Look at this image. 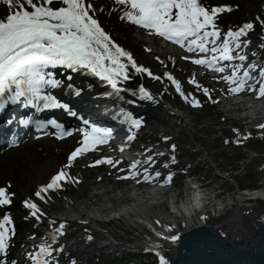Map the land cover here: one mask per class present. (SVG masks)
Masks as SVG:
<instances>
[{"label":"snow or ice","instance_id":"snow-or-ice-1","mask_svg":"<svg viewBox=\"0 0 264 264\" xmlns=\"http://www.w3.org/2000/svg\"><path fill=\"white\" fill-rule=\"evenodd\" d=\"M0 5L4 7L3 13L0 14V109H4L9 103H20L24 107L33 109L35 115L20 117L18 121L20 125H34L37 130L54 127L55 135L61 139L73 131L56 118H40V113L43 111L57 108L65 110L72 116L76 115L70 104L59 99L52 90L67 87L71 94L79 95L82 89L74 87L72 83L65 84L58 78L57 69L70 70L67 73L69 81L72 79L71 73L91 74L99 78L111 89L104 93L110 98L123 100V93L129 92L137 98L131 101L134 104L138 100L156 99L151 90L143 84L135 89L125 87L124 81L131 78V69L136 73H147L149 77L157 80L163 77L138 63L132 52L116 42L95 15L99 9L94 0H58V2L0 0ZM114 5L123 6L121 19H126L150 32L154 30V34L186 48L188 52L205 53L204 56L185 57L194 60L197 65L223 72L227 65L221 64L220 61L231 62L239 59L242 63L232 65L231 74L219 77L229 83V90L232 93L244 89L256 91V84L250 85L248 81L257 79L252 75V71L258 68V95L264 96V66H259L255 62L249 63L247 67L243 64L247 56L242 54V45L247 47L250 41L240 38L247 36L248 30L253 29L254 23L248 21L235 30L228 29L223 41L217 43L221 32L215 23V18L218 13L230 11V5L206 7L200 0H114ZM260 22L264 25V20ZM234 52L236 55H233ZM208 53L212 55L209 56ZM241 69H243L242 74ZM163 76L175 85L176 92L185 100L188 99V94L183 90L180 80L167 71ZM192 82L197 83L195 80ZM204 92L208 93L209 90L204 88ZM191 102L194 106L200 104L195 97H192ZM113 118L129 126L127 140L134 138V129H138L143 122L142 118L122 106L118 108ZM81 119L84 125L79 129L82 133V142L69 153L66 167H70L78 155L94 148L97 144L107 143L113 136L111 129L100 127L82 117ZM258 127L264 128V124ZM164 139L167 140L168 137ZM14 142L18 143V141ZM239 142L237 140V143ZM124 146L123 144L120 146L121 150ZM175 147L172 145L173 149ZM102 160L113 166L120 163V160L113 162L110 157H103ZM102 160H95L93 163L99 164ZM146 160L154 163L152 155L147 156ZM172 160L175 162L174 156ZM139 163V160L133 161L129 167L137 169ZM143 172L142 178L145 180L160 176L159 172L149 174L147 168L143 169ZM139 174L138 170L127 173L130 177ZM70 175L62 167L51 176L49 182L39 186L34 194L35 197L46 201L47 193L62 187L61 182L67 181ZM172 175L169 173L165 182H168ZM14 195L8 192L6 187H0V206L12 204ZM23 203L33 210L31 215L37 220L41 215H46L31 198L24 200ZM11 223L10 214H4L0 219V264H17L16 260H8V238L14 234V229L8 228ZM51 223L55 224V221ZM168 227L171 228V225ZM63 228L64 222H60L59 229H54L50 235L46 234L45 241L34 246L36 251L28 253L32 264H51L52 253L63 250L62 245L58 248L52 247L57 242V236L63 234ZM156 235L172 242L178 239V235H165L163 232H157ZM49 240L51 243L48 242ZM153 251L158 257V264H169V259L159 250V245L153 248ZM55 264H59V261L56 260ZM71 264H75V261Z\"/></svg>","mask_w":264,"mask_h":264},{"label":"bare ground","instance_id":"bare-ground-1","mask_svg":"<svg viewBox=\"0 0 264 264\" xmlns=\"http://www.w3.org/2000/svg\"><path fill=\"white\" fill-rule=\"evenodd\" d=\"M259 1L261 8H264V0H253V2ZM58 2V0H56ZM95 5L99 9L95 15L102 21L105 29L111 34V36L119 43L122 47L132 52L135 55L141 64L151 69L154 73L163 76L164 70L172 69L174 73L180 75L179 71L171 65L164 61H160L161 50L156 48V38L152 31L132 29L130 23L127 20H116L112 17L111 8L114 7V0H94ZM256 5L251 7V11H257ZM4 11V7L0 5V14ZM159 58V59H157ZM139 83L143 79L151 84V88L156 91V96L158 99H163V105L158 107V110H150L149 106L151 104H145L147 110V123L148 126L144 129L145 136L148 139L162 135L165 137L176 136L185 138L189 141L191 145H197L194 138V126L192 119L193 116L185 108V99L178 92L172 88L171 82L167 81L164 85L155 84L153 82V77H149L147 73L139 74L137 77ZM168 84V85H167ZM166 85V86H165ZM93 94V93H92ZM94 95V94H93ZM173 97L177 98V102L173 101ZM224 100V99H222ZM244 101L246 103H253L251 100L246 98H238L234 103L230 105L239 104L238 102ZM230 101L222 102V104L229 103ZM76 107L81 105L78 99L75 100ZM124 106H127L125 103ZM184 106V107H183ZM264 114V107H259L257 105L251 106L246 115L249 118H253L257 115ZM168 128H174V134L169 133ZM47 139L34 142V140L26 141L22 147L19 149H10L5 150L4 153L0 152V187L2 183L7 181L13 182L17 187L18 196L21 197L24 194V197L30 196V186L34 184V190L36 187L44 184L48 178H51L53 170H57L60 166L67 163L66 158L62 157L60 148H57V142L49 141ZM123 145H129L131 140H124ZM63 149L67 151L71 148L73 144L71 141L66 140L60 143ZM118 144V143H116ZM121 146L122 144H118ZM147 150L151 151L150 147H146ZM42 150L44 155L39 153ZM203 152V151H202ZM127 154V152H126ZM204 155V154H203ZM204 157L208 160L207 155ZM122 160V159H121ZM73 164L69 167H71ZM131 172L133 170L129 169ZM127 173L123 172L125 176H128ZM16 174H19L20 179H16ZM75 176L78 183H80L76 189L69 188V184L65 181L62 182L63 190L50 192L47 199V218L45 221L51 223L54 221L55 213L61 211V214L58 218H67L68 222L77 221L76 218L80 215H85L84 220H90L91 224L97 228H103L107 230L108 234L115 240L113 242L109 237L105 238V243L102 244V247L98 250H105L107 248H118V247H134L132 240H146L144 235H156L157 232H163L165 235H178V239L175 242L164 240L162 237L150 238L154 244H158L162 247L163 254H166V257L169 259V262L176 256L179 248V239L182 228L184 227H198L206 224V220H202L201 216H198V211L203 214L205 209L201 210V199H207V194H198L197 192H192L190 189L183 190L182 192L170 196L169 200V209L171 212L176 213L178 210L183 211V226L178 223L176 220L171 221L168 218H159L155 217L151 219L149 217V207L144 206L143 199H159L161 196L169 193V190H144L141 193H135L131 195V202L127 204V199L121 197V193L116 192L115 188L112 187V182L104 180V184L101 185V188L95 187L93 180H90L91 176H95L96 180H99L98 173L89 172H77L75 171ZM225 179V176L221 177ZM44 180V182H42ZM124 184V183H123ZM237 183L233 182L232 186H236ZM33 190V191H34ZM32 191V192H33ZM263 190H257L248 195L242 196L243 191L239 190L238 194L234 193L231 202L233 206L230 207L227 204L213 202L212 205H218L220 209H214V213L217 216H220V212H228L230 208L231 211L235 212L236 215L232 216L231 219L234 223V230L225 237V239H230V241H242L243 238H248L249 235L253 234L256 231H261L264 229L263 226H260V229L257 228L250 232L244 224H242L243 218V207L248 197H256L261 194ZM148 193L149 197L145 194ZM180 200L181 205L178 207L177 201ZM230 201V200H229ZM119 203V205H118ZM226 206V208H225ZM119 209V210H117ZM5 210V206H0V216L1 211ZM177 210V211H176ZM195 215V217H194ZM25 219H29L25 215ZM255 219L258 220V215L252 214ZM83 220V221H84ZM159 221V223H157ZM167 221V222H164ZM255 221V220H254ZM67 222V223H68ZM85 222V221H84ZM256 222V221H255ZM86 223V222H85ZM264 223V222H263ZM53 224V223H51ZM171 225V228L168 226ZM151 242L150 240H147ZM109 245V246H108Z\"/></svg>","mask_w":264,"mask_h":264},{"label":"rangeland","instance_id":"rangeland-1","mask_svg":"<svg viewBox=\"0 0 264 264\" xmlns=\"http://www.w3.org/2000/svg\"><path fill=\"white\" fill-rule=\"evenodd\" d=\"M235 2L238 3L239 6H240V10L237 12L238 14H240L241 18L243 19L240 22L249 19V17L252 18V15L254 14V12L247 10L249 7H252L253 5H256L257 8H258V6L260 4V2H256L254 4V2L252 0H235ZM120 7H116L115 8V11H113V13L116 14V15H118L119 12H120V10H121ZM258 12L259 11H257L256 13H258ZM217 18H218V21L220 23L219 17H217ZM253 22H256V21L254 20ZM189 101L191 102L192 101V98H189ZM208 110H210V109H208ZM191 115L193 116L194 120H196L195 124H197V127H196L197 128V132L195 133L196 134V137L199 138V141L202 142V143L206 141L209 144V146H210V147H207V148H210V149L211 148H214L213 150H211L213 152V154H214V155H212L213 160L215 162H221L223 164V167H227L226 165H232V164H234L235 161L232 160L233 157L229 156V154H232V153H228V149H224V148H221L220 149V148L217 147V145L215 144V142H211V140H208L206 138V137H209L211 135V132H213V129H210L208 127L209 126H212V124L214 125V123H218L219 120H220V118H221L220 116L226 117L229 120L234 115L231 114L228 117V116H225L223 114V115H218V116H216L214 118H208L209 116L212 115V112H209V111L208 112H205L204 114H200L198 112H191ZM180 139L181 140L178 141L179 145H175L174 142L176 140L174 142H169L168 145L169 146L172 145V144L175 145L176 146V150H178L183 156H187L189 159L195 160L194 159L195 158L194 155H191L190 153H187L185 151V148H187V141L185 139H183V138H180ZM207 143H205V145H207ZM216 143H218V142H216ZM232 152H233V149H232ZM64 155H65V153H64ZM64 155H63V157H64ZM199 156L200 155H198L197 158ZM202 156L203 155H201V159H202ZM224 156H227L228 158H230V160H227V157H224ZM261 162L263 163L262 167H264V162L262 160L259 162V164H261ZM204 163H206V162H204ZM204 163H202V164H204ZM205 167H208V165H205ZM208 169H209L208 170V173L209 174L213 172L211 168H208ZM16 179L17 180L20 179L19 174H16ZM94 179H95V176L93 177V180ZM42 182H44V180H42ZM238 182L241 183V184H245V183H249L250 180H247V179H238ZM222 184L224 185V183H222ZM112 185H113L112 187L115 188L116 192L118 191V193H121V197H123V198H129V199H127V204L132 203L130 197H131V195H133V193H132L133 192V189H129L130 187L126 186V184H112ZM227 187L229 188L228 190L231 189L230 186H227ZM33 188H34V184H32V186H30V193L33 191ZM97 188L102 189L101 188V184H97ZM14 191L17 192V189L14 188ZM143 192H144V190H142V191H140V190L139 191H136V193H141V194ZM231 193L229 192V195L225 197V198L229 199L230 201H231V199L233 197V196H230V195H233ZM145 194L147 195V197H149V195H148L147 192H145ZM175 194H178V193H175ZM175 194L174 193H171V191H169V193H166V195L161 196V198H159V199H143L142 200L143 203L145 202L144 206H147V207L151 206V207H149V212H150L149 217L151 219H153L155 217H159L161 219L162 218L163 219L164 218L165 219L168 218L170 220V222L176 220L177 218H182V219L185 218V217H183L184 216L183 215V213H184L183 211H180V210L177 211L176 210L177 213H173V212H171V209H169L170 203H169V200L167 199V196H168V198H170V196L175 195ZM242 196H244V195H242ZM22 197H24V194H22L21 197H18L17 202H16V204L13 207V210L15 212L18 210V206H17L18 205V201ZM177 202L178 203H177L176 206L179 209V206L181 205V202H180V200H178ZM215 202H217L218 204H220V203L225 204V202H221L219 200H216ZM262 202L264 203V201H262ZM205 203H202V205H205ZM251 203H253L252 200H249V201L247 200V202H245L246 205H249ZM118 205H119V203H118ZM216 206H218V205H216ZM254 206L255 205H253V207ZM262 206H263V209H264V204ZM249 207H245L243 209H246V208H249ZM259 209H261V206H260ZM117 210H119V209H117ZM232 216H233V214H229V216H224V217H222L220 219H217V220H213L212 219L213 221L212 220L210 221V225H218V224H221L222 225V227H221L222 228L221 229L222 232L228 236L232 232V230L234 228V223H233L232 220H230V218ZM194 217H195V215H194ZM182 219H180V220H182ZM180 220L177 219L176 221L179 222ZM255 221L251 222V220L247 219L246 217L244 218V223H245L247 229L250 230V231L256 230L257 228H259L260 226L263 225V221L262 220H257L256 219ZM194 228L195 227H192V229H194ZM100 242L102 243V242H104V240H100L98 242V244H100ZM90 248H91V250H89V251H93L94 249H96V246L95 247H90ZM126 256L130 257L129 254L125 255V257ZM91 260L94 263L96 262L95 261L96 258L94 259V257H92ZM107 263L108 264H117V259H113V257L110 256L109 258H107ZM107 263L105 262V264H107ZM98 264H100V263H98ZM142 264H146V263H144V260L142 261Z\"/></svg>","mask_w":264,"mask_h":264},{"label":"water","instance_id":"water-1","mask_svg":"<svg viewBox=\"0 0 264 264\" xmlns=\"http://www.w3.org/2000/svg\"><path fill=\"white\" fill-rule=\"evenodd\" d=\"M183 235L169 264H264V229L235 242L209 226Z\"/></svg>","mask_w":264,"mask_h":264}]
</instances>
